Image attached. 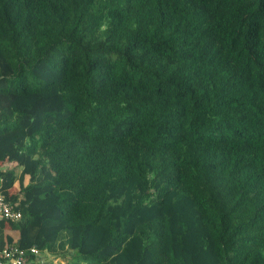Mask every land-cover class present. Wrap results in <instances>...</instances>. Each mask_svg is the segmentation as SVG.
Returning <instances> with one entry per match:
<instances>
[{"label":"trees","instance_id":"1","mask_svg":"<svg viewBox=\"0 0 264 264\" xmlns=\"http://www.w3.org/2000/svg\"><path fill=\"white\" fill-rule=\"evenodd\" d=\"M5 160L30 264H264V0H0Z\"/></svg>","mask_w":264,"mask_h":264},{"label":"built area","instance_id":"2","mask_svg":"<svg viewBox=\"0 0 264 264\" xmlns=\"http://www.w3.org/2000/svg\"><path fill=\"white\" fill-rule=\"evenodd\" d=\"M22 217V212L14 207L6 196L0 193V218L17 221ZM41 251L32 246L29 249L21 248L16 244L0 247V264H30L29 255H39Z\"/></svg>","mask_w":264,"mask_h":264},{"label":"crops","instance_id":"3","mask_svg":"<svg viewBox=\"0 0 264 264\" xmlns=\"http://www.w3.org/2000/svg\"><path fill=\"white\" fill-rule=\"evenodd\" d=\"M0 168H2V169H8V168H11V169H13L16 173H18L19 172V167L16 165V164H14L12 161H7V160H5V161H3V162H0ZM12 192H16L17 191V187H14L12 190H11ZM5 232V231H4ZM4 234H3V231H1L0 232V238H2V236H3ZM57 260V259H56Z\"/></svg>","mask_w":264,"mask_h":264},{"label":"rangeland","instance_id":"4","mask_svg":"<svg viewBox=\"0 0 264 264\" xmlns=\"http://www.w3.org/2000/svg\"><path fill=\"white\" fill-rule=\"evenodd\" d=\"M51 256H53V255H51ZM43 258H45V256H43ZM60 260H62V259H57L56 261H54V259L50 257V259H47L44 263H48L50 261H52L53 263L54 262H60Z\"/></svg>","mask_w":264,"mask_h":264}]
</instances>
